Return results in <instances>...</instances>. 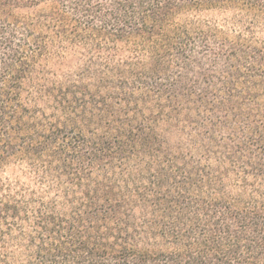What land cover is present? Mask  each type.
<instances>
[{
  "label": "trees",
  "instance_id": "trees-1",
  "mask_svg": "<svg viewBox=\"0 0 264 264\" xmlns=\"http://www.w3.org/2000/svg\"><path fill=\"white\" fill-rule=\"evenodd\" d=\"M0 264H264V0H0Z\"/></svg>",
  "mask_w": 264,
  "mask_h": 264
}]
</instances>
